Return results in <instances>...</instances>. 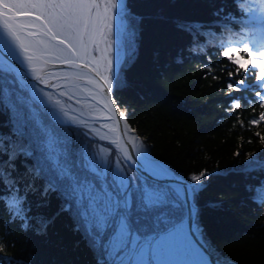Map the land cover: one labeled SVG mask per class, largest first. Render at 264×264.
I'll use <instances>...</instances> for the list:
<instances>
[{
  "label": "snow or ice",
  "instance_id": "1",
  "mask_svg": "<svg viewBox=\"0 0 264 264\" xmlns=\"http://www.w3.org/2000/svg\"><path fill=\"white\" fill-rule=\"evenodd\" d=\"M235 3L240 16L225 14L220 38V54L237 66L223 69L226 86L241 91L245 80L233 77L243 69L264 91V0ZM142 22L127 0H0V109L9 116L0 124L8 127L0 132V206L25 230L35 220L41 235L68 213L99 254L97 264H227L214 258L195 207L208 170L178 175L105 102L113 83L122 82L121 69L135 61ZM204 26L175 21L189 36L205 35ZM241 48L256 56L251 69L232 55ZM261 91L254 95L264 106ZM240 107L234 98L228 111ZM100 113L110 122L97 127ZM261 122L264 113L249 124ZM95 139L114 148L93 145ZM243 168L264 171V157L245 153ZM53 195L60 201L53 216L33 213L29 197H39V209ZM0 264H26L7 253L2 236Z\"/></svg>",
  "mask_w": 264,
  "mask_h": 264
},
{
  "label": "trees",
  "instance_id": "2",
  "mask_svg": "<svg viewBox=\"0 0 264 264\" xmlns=\"http://www.w3.org/2000/svg\"><path fill=\"white\" fill-rule=\"evenodd\" d=\"M127 4L143 22L135 61L121 69L122 82L113 83L118 105L157 160L183 177L208 170L210 179L195 197V205L216 257L232 264H264V171L243 168L245 153L264 157L260 140L264 122L249 124L264 113L254 95L261 90L254 74L243 69L233 77L245 80L241 91L229 90L227 71L237 66L220 54L225 14L240 16L235 0H127ZM221 7L220 16H214ZM177 19L204 22L200 31L205 35L177 31ZM230 27L239 30L234 23ZM232 55L249 69L256 60L242 48ZM234 98L240 99L241 107L228 111ZM8 120L0 109V124ZM7 131L0 127V132ZM92 143L114 148L109 141ZM237 150L239 157L234 156ZM29 199L33 213L44 216H53L60 203L53 195L50 206L37 209L39 197ZM35 227L33 220L23 229L0 206V236L9 255L26 264H97L99 254L75 230L68 213L56 215L46 234H37Z\"/></svg>",
  "mask_w": 264,
  "mask_h": 264
},
{
  "label": "water",
  "instance_id": "3",
  "mask_svg": "<svg viewBox=\"0 0 264 264\" xmlns=\"http://www.w3.org/2000/svg\"><path fill=\"white\" fill-rule=\"evenodd\" d=\"M106 103L109 104V107H114V108L116 109V112L113 113V114L117 116V119H118V120H120L121 125L123 124V120L126 119L128 125L130 126V128H131L132 130H134V134H136V135L139 136L137 130H136V129L130 124V122H129L127 116L123 113L122 109H121L120 106L118 105V103H117V101H116V99H115V97H114L112 91H111V93L109 94L108 99H106ZM121 113H123V118H121V116H120ZM121 134L123 135V133H121ZM139 137H140V136H139ZM130 151H131V149H130ZM195 207H196V205H195ZM196 209H197V207H196ZM214 258H217L216 255H215Z\"/></svg>",
  "mask_w": 264,
  "mask_h": 264
},
{
  "label": "bare ground",
  "instance_id": "4",
  "mask_svg": "<svg viewBox=\"0 0 264 264\" xmlns=\"http://www.w3.org/2000/svg\"><path fill=\"white\" fill-rule=\"evenodd\" d=\"M105 102H106V101H105ZM98 106H99L100 108H103V104H99ZM99 115H100L101 118H100L97 122L100 123V125H102L103 123H106V122H110V121H107V120H105V119L103 118L104 116L107 115V113H100ZM100 125H99V126H100ZM99 126H97V127H99ZM105 131H106V129H105Z\"/></svg>",
  "mask_w": 264,
  "mask_h": 264
},
{
  "label": "rangeland",
  "instance_id": "5",
  "mask_svg": "<svg viewBox=\"0 0 264 264\" xmlns=\"http://www.w3.org/2000/svg\"><path fill=\"white\" fill-rule=\"evenodd\" d=\"M99 125H100V123L96 122V126H99ZM102 147H104V146H102ZM99 259H100V258H97L96 261H98ZM220 260H221L222 262H223V261H226L227 264H232L229 260H226V259H223V260L220 259Z\"/></svg>",
  "mask_w": 264,
  "mask_h": 264
}]
</instances>
